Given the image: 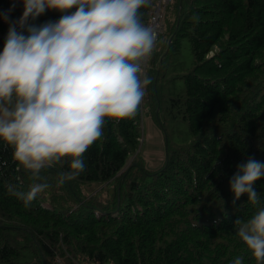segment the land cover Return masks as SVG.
I'll list each match as a JSON object with an SVG mask.
<instances>
[{
	"label": "trees",
	"instance_id": "1",
	"mask_svg": "<svg viewBox=\"0 0 264 264\" xmlns=\"http://www.w3.org/2000/svg\"><path fill=\"white\" fill-rule=\"evenodd\" d=\"M155 1L140 9L145 24ZM22 12V0H0V50ZM61 15L46 9L30 23ZM184 37L195 65L178 75L185 88L173 104L192 142L175 147L166 137L163 165L149 169L139 153L144 104L163 127L165 63ZM144 72L151 83L136 114L105 118L73 180L56 182L68 157L42 168L37 182L49 188L29 207L7 186L26 191L36 178L0 141V264H230L237 256L256 264L234 222L264 206V177L254 182L258 205L247 194L233 203L229 179L249 156L264 161V0H172Z\"/></svg>",
	"mask_w": 264,
	"mask_h": 264
},
{
	"label": "clouds",
	"instance_id": "2",
	"mask_svg": "<svg viewBox=\"0 0 264 264\" xmlns=\"http://www.w3.org/2000/svg\"><path fill=\"white\" fill-rule=\"evenodd\" d=\"M22 2L23 12L9 22L0 50V141L12 148V160L36 178L26 191L7 186L29 207L49 188L47 182H37L42 168L63 164L68 157V170L56 182L73 180L84 170L83 153L102 135L105 118L119 121L136 114L151 83L143 62L157 33L140 12L152 0ZM46 9L62 15L30 23ZM3 18L9 21L7 13ZM262 177L264 161L249 156L237 164L229 179L233 203L247 194L252 205L260 204L254 182ZM234 228L256 264H264V206L247 220L238 218ZM230 264H243L242 257Z\"/></svg>",
	"mask_w": 264,
	"mask_h": 264
},
{
	"label": "rangeland",
	"instance_id": "3",
	"mask_svg": "<svg viewBox=\"0 0 264 264\" xmlns=\"http://www.w3.org/2000/svg\"><path fill=\"white\" fill-rule=\"evenodd\" d=\"M146 24L150 25L149 22ZM148 58L143 62V70ZM194 65L195 58L192 53L191 43L188 38L184 37L181 40L179 51L171 55L165 63V74L161 82V90L165 98L162 105L163 111L160 114V121L163 123V127L153 116L149 104H144L142 141L139 153L144 164L149 169H158L163 165L166 154V137L169 139V143H172L175 147H187L192 142L188 122L183 119L177 105H174L173 102L178 95L184 93L185 88L182 77L178 75L187 73ZM70 261L72 260L63 258L62 262L58 259L55 264H75ZM81 264L86 263L81 262Z\"/></svg>",
	"mask_w": 264,
	"mask_h": 264
},
{
	"label": "built area",
	"instance_id": "4",
	"mask_svg": "<svg viewBox=\"0 0 264 264\" xmlns=\"http://www.w3.org/2000/svg\"><path fill=\"white\" fill-rule=\"evenodd\" d=\"M170 2L171 0H157L150 11V24L154 27L157 34L162 28L164 10Z\"/></svg>",
	"mask_w": 264,
	"mask_h": 264
},
{
	"label": "bare ground",
	"instance_id": "5",
	"mask_svg": "<svg viewBox=\"0 0 264 264\" xmlns=\"http://www.w3.org/2000/svg\"><path fill=\"white\" fill-rule=\"evenodd\" d=\"M148 62V61H147Z\"/></svg>",
	"mask_w": 264,
	"mask_h": 264
}]
</instances>
